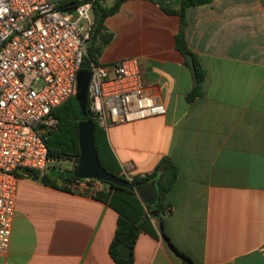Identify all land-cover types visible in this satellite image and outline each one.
Masks as SVG:
<instances>
[{"label": "crops", "instance_id": "crops-1", "mask_svg": "<svg viewBox=\"0 0 264 264\" xmlns=\"http://www.w3.org/2000/svg\"><path fill=\"white\" fill-rule=\"evenodd\" d=\"M177 3L121 0L103 20L111 37L96 55L99 63L134 56L165 108L103 128L120 172H149L164 155L177 171L161 222L150 217L137 229L131 264H264V0L187 8L185 42L203 70L191 101L178 15L163 9ZM51 176L52 184L19 172L0 264H117L108 251L117 211Z\"/></svg>", "mask_w": 264, "mask_h": 264}, {"label": "built area", "instance_id": "built-area-1", "mask_svg": "<svg viewBox=\"0 0 264 264\" xmlns=\"http://www.w3.org/2000/svg\"><path fill=\"white\" fill-rule=\"evenodd\" d=\"M92 1L101 0H83L72 9L51 0H0V251L9 240L19 172L42 173L52 162L45 135L57 123L54 107L74 93ZM88 71V109L103 128L164 113L134 56L91 61ZM65 185L90 194L106 186L87 177Z\"/></svg>", "mask_w": 264, "mask_h": 264}, {"label": "trees", "instance_id": "trees-1", "mask_svg": "<svg viewBox=\"0 0 264 264\" xmlns=\"http://www.w3.org/2000/svg\"><path fill=\"white\" fill-rule=\"evenodd\" d=\"M80 1L83 0H56L55 5L59 8L72 9ZM120 1L121 0H112L108 5H104L99 1H92V22L85 40V52L82 55L79 69L89 70V63L91 61L96 62V55L99 53L102 45L110 39L111 32L105 29L103 20L105 16L116 10ZM210 1L211 0H178L176 8L163 6L165 11L174 12L178 15V28L174 35V41L175 47L183 56V61L188 64L184 55L186 52H190L192 55L196 82L185 96L187 101H191L195 96L200 94V82L203 77V70L195 54L188 48L185 42V12L187 8L191 6L206 4ZM85 108L88 109L87 98ZM53 113L57 118L56 126L52 130L46 132L45 135L47 155L52 159V162L47 166L48 168L59 169L56 165V162L59 160H71L72 164L75 162L78 153L76 124L80 118L90 117L92 119L93 146L99 162L110 173L129 181L127 185H119L101 180L106 185L104 187L105 190H96L93 195L104 199L118 213L113 235L108 245L109 254L117 264H131L132 246L137 229L145 226L150 217H155L161 222L163 214L169 210L165 200V194L176 176L177 171L174 162L170 157L164 155L159 158L151 171L144 173L142 176L136 174L130 178H126L120 172V166L108 147L103 127L92 118L90 113L82 115L80 106L73 94H70L65 100L56 105L53 109ZM21 174L29 175L45 183H53L51 180L54 177L49 174L48 170L38 173L32 168H24ZM57 176L64 182V187L75 190L66 186L65 182L78 179V177L73 175ZM150 179L157 180V196L152 202H145L136 194L132 185ZM119 241H123V243L128 246V256L122 257L118 254L116 243ZM173 248L183 260H188L187 255L175 247Z\"/></svg>", "mask_w": 264, "mask_h": 264}, {"label": "water", "instance_id": "water-1", "mask_svg": "<svg viewBox=\"0 0 264 264\" xmlns=\"http://www.w3.org/2000/svg\"><path fill=\"white\" fill-rule=\"evenodd\" d=\"M185 58L188 62L192 80L196 82L195 68L190 52H186ZM89 71L78 69L76 72L75 90L73 96L78 102L82 115L89 114V109L85 108L87 98L86 87ZM78 153L75 162L69 168L57 169L49 168L50 175L87 177L100 180H106L119 185H127V179L120 178L107 171L99 162L93 146L92 139V119L90 117L80 118L76 124ZM136 194L145 202H152L157 196V180L150 179L145 182L135 183L132 185ZM118 254L122 257L129 255V248L119 241L116 243Z\"/></svg>", "mask_w": 264, "mask_h": 264}, {"label": "rangeland", "instance_id": "rangeland-1", "mask_svg": "<svg viewBox=\"0 0 264 264\" xmlns=\"http://www.w3.org/2000/svg\"><path fill=\"white\" fill-rule=\"evenodd\" d=\"M54 1H56V0H54ZM56 165H57V167H59L61 169L69 168L72 165V161L71 160H67V159L59 160V161L56 162Z\"/></svg>", "mask_w": 264, "mask_h": 264}]
</instances>
